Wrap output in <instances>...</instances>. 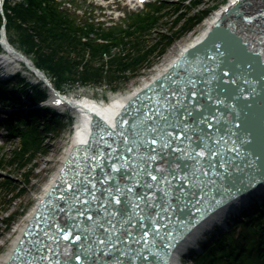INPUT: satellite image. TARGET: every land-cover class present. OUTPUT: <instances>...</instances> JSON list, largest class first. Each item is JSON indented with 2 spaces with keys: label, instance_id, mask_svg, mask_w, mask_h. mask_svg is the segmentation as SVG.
<instances>
[{
  "label": "snow or ice",
  "instance_id": "obj_1",
  "mask_svg": "<svg viewBox=\"0 0 264 264\" xmlns=\"http://www.w3.org/2000/svg\"><path fill=\"white\" fill-rule=\"evenodd\" d=\"M223 76L227 78L226 83L237 85V78L229 77L227 70H223ZM172 83L192 87L185 95L183 88L173 91L161 86L160 98L150 102L151 107L144 105L143 110H138L140 126L132 125L131 138L123 132L119 134L125 141L124 151L116 152L109 146V151L116 152L118 159L114 160L112 155L106 157L110 162L108 171L104 170L101 159L105 157L103 151L86 152L85 160L91 167L86 172L77 171L67 184L70 192H61L64 207L59 212L66 213L67 223L55 225L58 236L67 239L71 234L72 239L79 241L78 231H82L92 241L91 246L81 244L79 251L67 255V260L74 258L80 264H94L96 252L112 257L108 264H133L134 259H144L147 247L141 254L137 249L146 243L150 231L159 237L156 229L161 224L156 217L163 219L162 208L172 207L168 198L176 196L179 200L189 195V190L200 189L209 178V171L216 174L214 158L218 156V142L204 131L205 126L214 128L216 121L212 96L205 97V93L197 91L191 80L187 84L176 80ZM232 91H240L239 86ZM121 123L126 122L121 120ZM125 153L129 154L127 159ZM219 167L225 165L220 163ZM158 192L168 201L166 205L157 203ZM85 217L87 227L81 228L80 221ZM37 244L39 247L33 248L24 261L14 255L13 264H65L64 260L49 259L44 254L46 245L39 240Z\"/></svg>",
  "mask_w": 264,
  "mask_h": 264
},
{
  "label": "trees",
  "instance_id": "obj_2",
  "mask_svg": "<svg viewBox=\"0 0 264 264\" xmlns=\"http://www.w3.org/2000/svg\"><path fill=\"white\" fill-rule=\"evenodd\" d=\"M161 1L156 0L160 4ZM202 1L189 0L195 6ZM160 4H152V9L133 16V22L128 23L130 27L124 29L105 27L93 17L79 20L75 13L61 8L58 0H17L15 3L5 0L3 12L0 9V27L5 25L9 40L16 41L56 85L93 84L99 87L101 81H107L111 83L106 84L107 88L118 89L121 86L113 83L128 80V74L139 73L150 66L155 53L161 55L175 38L191 31L210 13L204 8L188 15L185 10L189 7L182 11L183 4L172 2L177 16L171 20L170 29L175 25L178 28L170 32L171 35L161 33L154 41L148 37L155 27L157 30L165 14ZM93 35L107 42H98ZM15 77L18 78L16 81L0 80V88L9 83L15 87L13 83L23 82L18 85L19 90L33 103L45 96L40 84L31 85L26 78ZM4 94L5 100L19 104L20 100L11 91L6 89ZM28 116L30 122L20 117L23 125L30 127L26 133L21 127L8 124L10 131L21 135L23 141L16 150L19 159H23L15 160L22 165L20 168L31 161L36 152L45 150L40 135L43 131L56 129L61 120L52 109L32 111ZM3 161L1 158L0 165ZM29 170L24 172L26 176ZM228 222L229 229L220 233L215 230L205 237L201 242L202 253L187 255L184 260L189 258L194 264H264V197L254 198ZM237 226L240 230L236 235Z\"/></svg>",
  "mask_w": 264,
  "mask_h": 264
},
{
  "label": "rangeland",
  "instance_id": "obj_3",
  "mask_svg": "<svg viewBox=\"0 0 264 264\" xmlns=\"http://www.w3.org/2000/svg\"><path fill=\"white\" fill-rule=\"evenodd\" d=\"M11 2L15 3L16 0H11ZM172 2L183 4L184 6L181 9L182 11L189 7L185 10L188 15H192L194 12H197L198 9L204 8L209 9L210 13L202 21H199L191 31H187L179 38H175L172 44L161 55H157L155 53L154 56H152L150 66L142 69L139 73L128 74L130 76L128 80L113 83V85H120L121 87L119 89H121L122 91L133 89L135 86L142 83L143 80L150 77L151 74L159 66L176 55L180 47L191 40L197 33H199V31L204 27L207 19L211 17L217 9L226 4L228 0H203L196 6L189 2V0H162L161 4L156 2V0H146L144 2L140 1L139 6L131 4V6L126 7L127 15L118 21L117 27L128 29L130 27V24L133 22V16L139 13L143 14L144 12L152 9V4H160V6H162V11L165 12V14L163 17H161L160 24L157 25V30L155 27L149 34L148 38L150 40L154 39L155 41V39L157 40V37L161 33L171 35L170 32H175V30L178 28V25H175L170 29V23L172 22L171 20L177 16V12L174 11L175 8L171 5ZM77 14L83 16L82 12H77ZM92 37L95 38V40H97L98 42H107L102 38L97 39L95 35H93ZM111 43L112 42H110L109 44ZM13 44L18 47L16 41L13 42ZM2 51L3 50H0V54H4L1 53ZM0 65H4L7 68V65L5 63H2ZM10 65L11 66L7 68V72L11 73L13 70H21L30 81H35V79L37 80L35 74L28 70L22 62L19 63L18 61H12ZM49 77L51 78V76ZM106 84L111 83H107V81H101L99 90H92V88L90 89V87H87L89 89H85L87 92L95 91L97 96H101V94L106 91V89H108L106 87ZM89 85H91V87H96L93 84ZM10 87L11 86L7 88ZM60 89H63L66 92L79 91L78 86L76 85H65L60 87ZM60 117L61 120L56 129L43 131L40 135V138L42 139L41 142L45 146V150L36 152L34 158L21 168L20 166L22 165L17 164L15 161L23 160L21 158L19 159L20 155L16 152V150L21 147L23 142L21 135L14 134L10 137L11 139H1L4 140L5 143L3 145H0V159H4L3 164L0 165V255L5 253V251H7L11 247L16 233H18L19 225L24 224L28 213L35 206L37 196L42 191L44 185L47 183L50 177L53 176L54 172L59 167L63 155L66 152L69 144L68 136L70 126L67 119L65 118L66 116ZM23 130V132L26 133L30 130V127L23 128ZM26 170H29V173H27L29 174L28 176H26V174L24 173ZM26 177H29V179H26ZM261 195H264L263 186H260L259 189L243 195L244 197L237 200L234 206L230 208V210L223 216L221 220H216L206 226L197 235L194 243H190L188 247H186V249H184L180 254V264H194L189 259L184 260L183 255L190 248L194 250L199 249H195L194 247L197 245V243L202 242L205 237L209 233L213 232L218 226H225V224H227V221L239 212L240 208L247 206L252 202L254 198H257ZM238 229L239 228H237L236 230L238 231Z\"/></svg>",
  "mask_w": 264,
  "mask_h": 264
},
{
  "label": "bare ground",
  "instance_id": "obj_4",
  "mask_svg": "<svg viewBox=\"0 0 264 264\" xmlns=\"http://www.w3.org/2000/svg\"><path fill=\"white\" fill-rule=\"evenodd\" d=\"M227 4V3H226ZM224 4L222 7H220L219 9H217L214 14L209 17L207 19V21L205 22L204 27L199 31V33H197L191 40H189L187 43L183 44L180 47V50L185 48V47H189L191 48L189 45L191 43L193 44H197L199 42H201L202 38L206 35L208 29L212 26L213 22H216L220 17H222L225 8L227 9V5ZM9 55V57H8ZM177 55V54H176ZM4 58L8 59V58H14V59H21L17 56V54H15L14 52L8 53L7 55H5V57L0 56V59ZM172 61V58H170L167 62L163 63L161 66H159L152 74L150 77L146 78L145 80L142 81V83H140L138 85V88L140 89V87H143V85L149 84L151 81H153L154 79L158 78L159 76H161V74L165 73L166 70L169 68V63L168 62ZM135 92H131L126 98H130V96H132ZM125 100V98H121L119 99V103L121 104L123 101ZM122 105V104H121ZM120 105V106H121ZM82 108H86L85 105H83ZM101 113L106 115V118H104V120H106L107 122L111 121V114L113 113L111 110L108 113L106 109L101 108L100 109ZM108 113V114H107ZM80 123H81V119H80ZM79 127V126H78ZM83 130L82 128H79L76 135L74 136V141L68 145L67 148V152L64 156V159H66V157L68 156V154L71 152L72 148V144L74 142H77V140H81L83 137ZM76 138V139H75ZM63 164V163H62ZM57 175V173H56ZM55 175V176H56ZM53 176V178L55 177ZM52 178V179H53ZM260 186L264 187V181L259 183L258 185H255L253 187L250 188L249 192H252L256 189H259ZM248 192V193H249ZM245 195V194H244ZM244 197L243 195H237L235 197V199H230L226 202H224L223 204H220L219 206H216L214 209H212L211 211H209L207 213V215L203 218H201L194 226H192L189 231L187 233H184L183 237L180 238L176 244L170 249V252L168 254V258H167V263L168 264H180V254L183 252L184 249H186V247H188V245L190 243H194L195 238L197 237V235L209 224H211L212 222L216 221V220H221L223 218V216L230 210V208H232L234 206V204L236 203L237 200H239L240 198ZM33 214V212H30L28 216V218ZM27 218V217H26ZM27 218V219H28ZM26 222V221H25ZM25 227V223L23 225H19V230L18 233H16V236L14 238V240L12 241V247L10 249H8L7 251H5V253L0 255V264H6V262L8 261V259L10 258V256L12 255V251L21 235V232L23 231Z\"/></svg>",
  "mask_w": 264,
  "mask_h": 264
},
{
  "label": "water",
  "instance_id": "obj_5",
  "mask_svg": "<svg viewBox=\"0 0 264 264\" xmlns=\"http://www.w3.org/2000/svg\"><path fill=\"white\" fill-rule=\"evenodd\" d=\"M251 0H236L235 3H231L227 9L225 10V12L223 13L222 17H220V21L223 20L224 18H226L229 15H238L241 11V6L250 3ZM1 37L3 38V42L5 44V46L10 50L13 51L14 53H17V55H19V57L24 61V63L30 67L31 69L35 70L37 73H39L40 75H43V73L40 71V69L35 66L34 64L31 63L30 59L25 56L23 53L16 51L14 48H12L9 43L6 41L5 38V34L1 33ZM26 230V229H25Z\"/></svg>",
  "mask_w": 264,
  "mask_h": 264
}]
</instances>
